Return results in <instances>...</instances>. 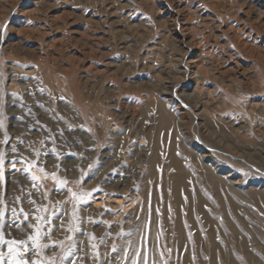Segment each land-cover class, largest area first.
Here are the masks:
<instances>
[{
  "label": "rangeland",
  "instance_id": "374dc122",
  "mask_svg": "<svg viewBox=\"0 0 264 264\" xmlns=\"http://www.w3.org/2000/svg\"><path fill=\"white\" fill-rule=\"evenodd\" d=\"M5 25L0 39L5 128L0 141L5 131L9 141L0 143L6 154L0 207L9 219L11 209L19 213L23 208L35 225V217L46 214L38 207L63 209L60 219L51 221L63 227L53 228L44 243L63 241L67 247V237L74 236L78 251L69 261L94 264L91 234L101 260L104 253L118 257L119 249L111 251L113 243L127 247L130 239L133 248L143 243L137 224L149 222V237L154 221L145 217L144 187L172 179L175 153L186 159L188 169L204 177L212 171L234 186L240 206L232 215L235 232L225 222V207L212 216L237 238L232 249L245 259L239 264H264V212L249 194L264 191V0H0V30ZM163 110L172 121L169 130L162 123ZM36 120L40 126L34 127ZM157 138L161 160L152 173ZM13 144L16 153L11 152ZM29 145L42 153L56 149L42 154L31 168L35 175H44L38 171L41 166L51 173L59 164L58 176L73 191L102 189L79 206L78 221L73 220L67 188L55 189L49 178L45 199L27 172L16 171L27 167L25 158L38 160ZM200 152L208 157L201 159ZM96 161L94 175L75 185ZM156 209L164 258L171 256L169 264H187V248H176L178 216L171 201L164 197ZM182 215L188 222V209ZM102 221L112 222L111 228ZM77 223L82 231L71 232L69 226ZM211 228L207 225L205 233ZM121 229L131 231V237L116 236ZM11 235H17L15 230ZM53 251L57 259L63 255L59 246L45 254ZM248 251L254 257H247ZM205 260L212 264L209 256Z\"/></svg>",
  "mask_w": 264,
  "mask_h": 264
},
{
  "label": "snow or ice",
  "instance_id": "6c2138e0",
  "mask_svg": "<svg viewBox=\"0 0 264 264\" xmlns=\"http://www.w3.org/2000/svg\"><path fill=\"white\" fill-rule=\"evenodd\" d=\"M30 23V22H29ZM7 25L4 26V29L0 30V39L3 38L2 33L6 31ZM41 92L44 91V89H40ZM13 97L18 96V93L13 92ZM43 107V105H41ZM46 111H52V109H46ZM29 114L34 115L31 112V109H29ZM56 117H54L55 119ZM20 119L22 120L23 117L21 116ZM60 120H64L63 116L59 117ZM35 126H40V121L36 120ZM73 125L69 124L68 128L71 129ZM81 127H83L81 125ZM5 128V116L3 111H0V129ZM90 131V129H89ZM60 135H63V131H60ZM54 137H46V139ZM9 141V135L7 131L4 132V140L0 141V143H8ZM20 143H24L23 140L20 141ZM41 146L44 145V140L40 141ZM29 150L33 151L38 158V160H27L25 158V161L27 163V167L23 169H16V171L21 172H27L30 176V180L33 182L32 187L35 188L37 191L41 192V196L43 198H47L49 194V189L45 188V184L47 180L50 178L51 180L55 181L53 187L57 190H64L67 188L68 193L70 194V198L73 202V220L78 221L79 217L77 215L79 206L81 205H87L94 197L93 192L102 190V189H92L91 191H84L83 188H80V190L73 191L71 187H67L69 184V181L66 178H61L58 176L57 172L60 171V165H53L57 169V171H53L51 173L47 172L44 167H39L38 171L44 173V175L37 176L34 173L31 172V168L38 163L40 160L42 154L47 155L48 151L52 153H56V149L52 148L50 150L44 151L42 153L41 149L32 148L31 145H29ZM11 152L16 153L17 147L15 144L11 146ZM5 152L0 149V184L4 181V159H5ZM57 155H63L62 153H58ZM75 155V154H73ZM83 155V154H81ZM42 163V161H40ZM99 161L94 162L93 164H89L88 171H82L81 172V179L74 181L73 183L79 187V185L82 182H85V178H90L91 175H94V172L97 169V165L99 164ZM13 168H15V162L13 163ZM64 171H67V169H63ZM43 189V190H42ZM28 196H31V193H28ZM17 200L21 199V197H16ZM187 199V198H185ZM30 203H35L33 200H29ZM0 204H3V200L0 199ZM40 212L46 213L43 215H37L35 217L37 223L35 225L31 224V213L30 212H24L23 208L20 209L19 213L17 212V209L13 208L11 209V219H9L6 216V209L3 207H0V246H6L7 250H0V264H84L83 260H71L69 261V257H73L76 252L78 251L77 248V240L74 238V236H68L67 240L70 241V243L65 247V244L63 241L55 242L54 244H48L44 243L43 241L50 238L51 232L53 228L55 227H63V224L60 225H53L51 223L52 219L55 218L57 220L60 219V214L63 213V209L57 210L55 207L49 211V209L46 206L38 207L37 209ZM107 210V209H106ZM111 211V210H108ZM159 211V209H157ZM58 212L60 214H58ZM22 214V218H21ZM130 215V213L128 214ZM261 215H264V213H261ZM137 222H139L140 218L137 217ZM91 220V218H89ZM197 220H199V217H197ZM126 223H131V221H125ZM102 223H105L111 228L112 222L108 221H102ZM187 226V225H186ZM12 230H15L17 233L16 236H12L11 232ZM69 230L73 233L80 232L82 229L79 226V223L75 225H70ZM137 231H139L141 235V239L143 243L138 248H133V242L132 240L127 241V247L119 246L115 243H113L111 251L113 253H116L119 249L120 255L117 256H109L108 253H104V257L106 260V264H169V261L171 259V256L167 259L164 258L165 253L161 251L159 253V258L156 256L155 252V245L153 246V251L150 254L147 249V243H148V232L150 231V224L149 222H145L143 224V227H140L139 224H137ZM90 235V243L91 248L93 249V256H94V264H105V260H101V253L97 251V244L92 243L96 239L94 235ZM106 236H112L113 233L111 231H106ZM132 232L129 231L125 233L123 229H121L119 232L116 233V236L118 237H124L128 236L131 237ZM6 236H9L10 238H6ZM192 233H189V238L191 239ZM219 239V237H217ZM104 242V238L101 237V243ZM82 243V242H81ZM55 246H59L63 250V255L57 259L56 253L53 251L52 255H46L45 249H48L49 251H52ZM129 248H133V251L129 253ZM167 252L170 254L172 252V249H167ZM195 260V256L193 257Z\"/></svg>",
  "mask_w": 264,
  "mask_h": 264
},
{
  "label": "bare ground",
  "instance_id": "6f19581e",
  "mask_svg": "<svg viewBox=\"0 0 264 264\" xmlns=\"http://www.w3.org/2000/svg\"><path fill=\"white\" fill-rule=\"evenodd\" d=\"M168 115L169 114L163 110L162 123L167 129L172 127V121ZM159 140H161V138H157L156 142H154L155 160L150 169L152 173H154L156 168L160 165L161 152ZM173 147H176V142H173ZM204 157H208V155H202L201 159ZM185 161V158H180L174 153L171 159V166L176 170L171 177L172 179L168 182H164L163 185H159L157 182L147 184V186L144 187L146 202V206L144 205L146 209L145 217L151 215L152 220L154 221L147 244L150 246L148 248L150 254L155 245L156 256L159 258V253L163 251V247H165L162 244V240L159 239V234L156 229V223H158L156 220L157 204L165 197L171 201L178 216L176 224V248H179V251L187 248L185 253L186 256L184 257L187 264H194L196 261H199L198 264H205V256H209V260L212 264H222L224 262L239 264L240 261L245 259L237 255L234 252V249H232L234 246L233 240L237 238L235 236L230 237L226 227L224 228L223 224L221 225V223H219L220 221L212 216L213 210L222 211V208L225 207V222L231 226V232H235L236 223L232 215L238 213L240 206L238 205L239 202L237 197L232 194V190L235 189L233 188L234 186H228L227 182H224L222 176H217L215 173L212 174L210 169V176L209 174H206L205 177L204 174L199 175L193 170L188 169L185 164L187 161ZM206 183L209 185L208 187H205ZM208 190H212L213 193L208 192ZM249 194L253 196V205L264 212V191L253 189ZM183 208H186L189 211L188 222L186 221L187 217L182 215ZM197 217H199V220H197ZM242 223L245 224V220ZM207 225L212 226L209 234L205 233ZM190 232L192 233L191 239L189 238ZM217 236H220L222 239L218 240ZM246 255L249 258H252V256L254 257V253L251 251H248ZM194 256L195 260L193 259Z\"/></svg>",
  "mask_w": 264,
  "mask_h": 264
}]
</instances>
